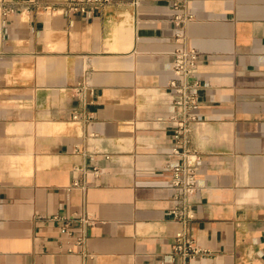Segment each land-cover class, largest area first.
Listing matches in <instances>:
<instances>
[{
	"label": "crops",
	"instance_id": "1",
	"mask_svg": "<svg viewBox=\"0 0 264 264\" xmlns=\"http://www.w3.org/2000/svg\"><path fill=\"white\" fill-rule=\"evenodd\" d=\"M69 1L0 0V264H177L187 158L196 263L264 264V0ZM180 47L200 87L177 138Z\"/></svg>",
	"mask_w": 264,
	"mask_h": 264
},
{
	"label": "built area",
	"instance_id": "2",
	"mask_svg": "<svg viewBox=\"0 0 264 264\" xmlns=\"http://www.w3.org/2000/svg\"><path fill=\"white\" fill-rule=\"evenodd\" d=\"M108 2L109 0H70L68 7L73 12L87 13ZM14 11L15 8L4 7V14L6 15ZM192 17L191 15L187 17L178 16L182 21ZM200 56V52L193 47H180L175 52L174 70L179 79L171 82L175 97L170 120L177 138L190 129L192 122L198 120L196 110L199 108L198 89L200 86L198 81H193V78L198 69ZM84 117L90 116L76 113L74 119L80 121ZM197 165V159L187 158L184 164H177L171 168L173 172L172 188L175 191V200H177V204L172 208L171 213L177 221L184 225V228L177 232L176 241L172 248L171 255L177 264H197L196 258L204 253V250L198 247L188 233L189 224L195 218L191 198L198 189ZM78 184V182L75 183V185ZM59 218L65 221L63 231H67L69 219L66 217ZM83 220L88 225L95 223L89 216L83 217ZM79 238L81 243L86 240V236L83 234ZM177 258H180V261H177Z\"/></svg>",
	"mask_w": 264,
	"mask_h": 264
}]
</instances>
